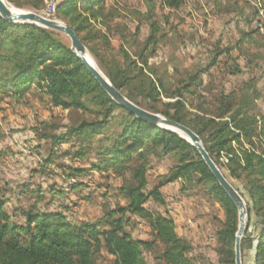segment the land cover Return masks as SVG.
Segmentation results:
<instances>
[{
  "label": "trees",
  "instance_id": "trees-1",
  "mask_svg": "<svg viewBox=\"0 0 264 264\" xmlns=\"http://www.w3.org/2000/svg\"><path fill=\"white\" fill-rule=\"evenodd\" d=\"M6 1L34 11H41L45 6V0ZM59 2L52 8L53 15L75 31L117 90L144 110L190 128L201 138L215 164L224 166L242 184L250 202L247 204L249 225L241 240V252L253 250L255 264H264V113L256 105L264 94L256 88L253 79L241 89L229 93L220 91L210 102L199 92L204 86L203 77L211 74L222 57L226 58L223 68L230 75L244 73L231 54L235 50L242 52V44L254 43V36H261L264 27L261 11L246 14L242 7H237L235 23L240 34L237 46L215 51L212 63L206 67L197 65L181 71L177 66L170 69L168 64L154 66L150 62L165 37L160 33L158 21L153 20L151 0H144L149 8L146 13L137 12L139 20L149 25L148 36L141 41L138 53L131 55L122 46L118 58L108 54L112 53L109 36L97 28L100 25L109 31L119 16L118 9L109 0ZM184 3L185 0H165L162 5L178 10ZM260 5L264 6V0H260ZM217 6L218 11L225 8L221 4ZM254 24L257 26L252 29ZM139 34L140 27H137L133 38L137 40ZM62 36L35 25L13 24L0 16V97L11 93L22 100L37 92L52 108L92 115V119L74 120L70 126L63 127V133H57L60 126L46 125L55 131L42 134L52 144L46 163H54L56 157L76 163L92 156L89 169L61 166L66 179L74 178L72 189L82 186L75 179L89 172L114 173L122 179L118 192L127 203L105 211L96 223H73L63 213L42 211L38 201L28 208L10 211L6 208L9 201L2 196L0 264H104L100 261L102 251L113 258L110 264H149L144 250H152L156 241L133 238L127 231L128 214L144 219L155 239L164 246L162 257L155 258L157 264L159 261L190 264L186 256L189 243L178 236L173 220L152 215L144 207L149 200L164 204L161 188L185 175H197V183L204 184L224 208L226 222L217 232V239L222 264H235L238 209L196 148L178 134L155 127L115 103ZM123 36L122 39L126 37ZM228 61L232 65H227ZM253 64L247 62L249 67ZM175 74H179L178 80L170 82ZM193 102L197 112L189 119L186 112ZM65 146L70 147L65 149ZM169 155L176 157L178 164L160 177L157 186L149 188L150 157L162 159ZM22 187L21 194L30 192L28 184ZM37 199L41 200V195ZM254 219L259 221H254L252 235L248 229Z\"/></svg>",
  "mask_w": 264,
  "mask_h": 264
},
{
  "label": "rangeland",
  "instance_id": "rangeland-1",
  "mask_svg": "<svg viewBox=\"0 0 264 264\" xmlns=\"http://www.w3.org/2000/svg\"><path fill=\"white\" fill-rule=\"evenodd\" d=\"M58 1L63 3L65 0ZM58 1L45 0V6L41 11L18 8L6 2L16 9L34 12L68 25L53 15L52 8ZM151 1L153 20L158 21L162 29L160 33H163L165 37L150 62L154 66L168 64L170 69L177 66L181 71L193 69L197 65L206 67L212 63L215 51L237 46L240 41L239 30L235 23L237 7H242L246 14H252L258 9L264 16V6L260 5V0H185L184 5L178 10L164 7L162 2L165 0ZM109 3L118 9V18L114 20V25L111 24L109 31L97 25L98 29H102L109 36L112 53L108 54L118 58L120 48L123 46L131 55H135L141 48V41L149 34V25L139 20L137 12L146 13L149 9L148 5L144 3V0H109ZM220 4L225 8L218 11L217 5ZM256 26L254 24L252 29ZM137 27H140V34L135 40L133 35ZM243 27L241 26V29ZM244 29L248 30V28ZM260 34L261 36H254L256 39L254 43L247 41L242 44L244 54L240 50H235L231 54V57H234L241 65L243 74L230 75L226 68H223L226 58L222 57L220 64L211 69V74L203 77L204 86L199 92L203 94L206 101H213L217 93L222 90L229 93L241 89L252 79L256 88L264 94V27ZM123 35H126L124 39H122ZM62 38L71 46L67 36L63 35ZM89 53L104 73L98 61L90 51ZM248 61L254 64L249 67ZM227 65H232L231 61H228ZM178 78L179 74H175L170 82L177 81ZM164 101L168 100L164 99ZM256 105L264 113V98H261ZM189 106L186 114L189 119H192L197 108H195V102L193 106ZM92 118L93 116L88 113L52 108L47 99L37 92L27 95L22 100L15 98L11 93H4L0 97V197L4 196L9 201L6 205L8 210L28 208L38 201V207L42 211L63 213L73 223L82 221L96 223L105 211L114 209L118 205H126L127 200L118 192L122 179L114 173L102 175L89 172L87 176L76 178V183L82 186L72 189L74 178L66 179L65 171L61 166L89 169L94 157L90 156L89 160L76 163L69 158L56 157L54 163H46L51 155L52 144L44 140L42 134L50 135L55 132L46 125L60 126L57 133H63L65 131L63 127L70 126L74 120ZM244 147L250 148L248 145ZM150 161L148 179L151 189L158 185L162 175L168 174L178 164L173 155L162 159L150 157ZM218 167L246 203L244 236L249 225L247 204L250 198L243 190L242 184L233 179L224 166ZM197 180V175L181 177L176 182L161 188L164 204L149 200L144 207L152 215L160 214L173 220L178 236L189 243L186 256L190 264H222L223 256L220 252L217 232L226 222L225 210L208 192L207 187L197 183ZM25 184L29 185L30 192L21 194L22 186ZM39 195L41 200L37 199ZM128 218L127 231L133 238L156 241L152 250H144V256L149 264H157L155 258L162 257L164 253L161 241L155 239L151 227L144 219L130 214ZM254 221L259 220L254 219L251 222L248 233L252 235L255 233ZM112 259L105 251H102L101 263L110 264ZM158 264L165 263L159 261ZM242 264H255L253 250L242 253Z\"/></svg>",
  "mask_w": 264,
  "mask_h": 264
},
{
  "label": "water",
  "instance_id": "water-1",
  "mask_svg": "<svg viewBox=\"0 0 264 264\" xmlns=\"http://www.w3.org/2000/svg\"><path fill=\"white\" fill-rule=\"evenodd\" d=\"M8 3L5 0H0V16L7 22L13 24H30L46 29L56 31L62 35L67 36L71 41V50L77 56V58L82 62V64L88 69L90 74L99 83L102 89L111 97V99L120 105L121 107L129 110L137 118L144 120L145 122L162 129L169 130L178 134L181 138L188 141L192 146L196 148L204 162L214 175L215 179L222 187V189L227 193V195L235 203L238 213H239V228L236 234V264H242V252H241V240L243 238L244 231L246 229V217L247 209L246 203L241 196V194L236 190V188L228 181L224 176L219 167L210 157L209 153L203 146L201 138L194 133L190 128L174 122L162 115L154 114L144 110L143 108L135 105L129 101L125 95L117 90L112 83L109 81L107 76L98 68L94 59L90 55L88 49L84 43L79 39L75 31L68 25L61 22L48 19L40 14L34 12H26L19 10L17 14H14L8 7ZM90 58L94 63L95 67L88 62ZM184 135V136H182Z\"/></svg>",
  "mask_w": 264,
  "mask_h": 264
},
{
  "label": "bare ground",
  "instance_id": "bare-ground-1",
  "mask_svg": "<svg viewBox=\"0 0 264 264\" xmlns=\"http://www.w3.org/2000/svg\"><path fill=\"white\" fill-rule=\"evenodd\" d=\"M8 7L14 14H17L19 12V9H16L15 7H13L14 9H12L11 8L12 6L10 7V5H8ZM88 62H90V64H92L94 67L96 66L95 63L90 58H88ZM182 136H184V135H182Z\"/></svg>",
  "mask_w": 264,
  "mask_h": 264
}]
</instances>
